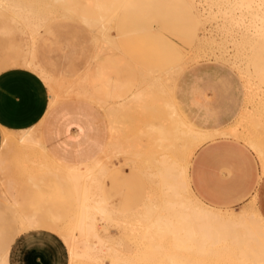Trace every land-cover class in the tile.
I'll return each mask as SVG.
<instances>
[{
  "label": "bare ground",
  "instance_id": "1",
  "mask_svg": "<svg viewBox=\"0 0 264 264\" xmlns=\"http://www.w3.org/2000/svg\"><path fill=\"white\" fill-rule=\"evenodd\" d=\"M193 11L201 34L191 44L190 27L183 33L187 38L179 36L180 44L165 36L150 39L149 33L164 30L157 22L146 23L141 36L123 28L139 17L156 21L161 15L174 29L177 19L188 21ZM0 12L10 31L24 39L14 44L9 62L40 74L52 94L51 108L84 99L98 104L110 122L108 150L81 165L56 159L43 143L41 125L18 134L4 130L0 199L19 207L24 187L43 184L53 188L47 202L67 197L73 204L65 236L72 264H264V217L256 197L240 210L218 209L201 201L189 183L194 153L220 135L249 145L264 173V0H0ZM70 21L94 32L98 49L84 69L72 66L56 73L45 60L53 45L41 39L55 25ZM112 50L128 54L139 73L138 89L119 104L97 98L88 83L92 63ZM176 52L180 55L174 60ZM202 59L232 67L245 86L242 113L218 132L188 124L174 104L179 76ZM119 117L125 122L119 123ZM115 160L145 182L135 209L118 208L105 195L102 176ZM33 204L41 207L32 199ZM37 217L35 209L20 220L35 226ZM0 264H8L6 255Z\"/></svg>",
  "mask_w": 264,
  "mask_h": 264
},
{
  "label": "crops",
  "instance_id": "2",
  "mask_svg": "<svg viewBox=\"0 0 264 264\" xmlns=\"http://www.w3.org/2000/svg\"><path fill=\"white\" fill-rule=\"evenodd\" d=\"M180 25V33L189 28L188 24ZM145 26V18L139 17L130 26L124 24L123 28L126 27L127 31H135V35L141 36V30ZM7 32H11L10 28ZM56 34L57 25L41 39L43 43L53 45L47 48V53L57 50L67 54L66 57L69 60L67 70L72 66L78 67L79 70L84 69L87 60L98 49L97 45L92 41L95 45L94 49H87L86 46L78 45L71 39H65L62 42ZM69 42L73 43V46ZM14 44L12 43L8 48L13 55ZM177 53L173 56L174 60L179 58L180 54ZM79 60L84 61L83 68L79 66ZM197 65L199 64H194L191 67L192 70L189 68L185 72V69L179 76L174 90L175 108L183 120L199 130L207 132L224 130L232 125L243 111L246 102L244 83L241 79L242 102L230 121L221 118L222 113L218 114L211 108L204 96L191 98V103L200 104L198 110L188 109L187 103L179 97V93L186 90L185 78L189 76L194 77L195 80L203 78L197 71L199 69ZM88 83L91 92L97 98L109 104H119L129 99L138 89L139 73L128 54L112 50L92 63L88 72ZM209 89H212L216 96L218 95L216 86L211 85ZM51 99L50 88L38 72L24 66L10 67L0 71V154L3 150L4 130L21 132L38 125H41L44 145L61 162L72 165L87 164L98 158L106 148L108 150L110 138L108 129L95 127V122L104 118L107 120L105 112H103L104 117L103 114L99 115L98 104L84 99H72L75 102L74 106H68V113H64L60 111L61 107L71 100L60 102L51 108ZM63 115L64 119L72 121L61 120ZM88 121L90 123H87ZM117 121L124 123L125 118L119 117ZM46 122H48L47 125H45ZM71 130H73L72 136H70ZM61 135L67 137L54 141ZM240 141L231 136L220 135L203 143L191 159L189 183L201 201L218 209H228L224 207L247 203L256 197L258 208L264 217V173L261 163L252 148L244 141ZM68 147H70L69 154ZM75 150L77 151L74 152ZM109 163L110 161L107 160V164ZM101 176L102 173L99 172L96 178L99 179ZM230 176H235L237 181H231ZM139 177L142 178L141 175ZM105 195L112 205L123 209L128 208L112 203L108 193ZM4 255L7 257L8 264H70L68 246L64 238L55 230L44 227L22 231L12 242L10 252L7 250Z\"/></svg>",
  "mask_w": 264,
  "mask_h": 264
},
{
  "label": "rangeland",
  "instance_id": "3",
  "mask_svg": "<svg viewBox=\"0 0 264 264\" xmlns=\"http://www.w3.org/2000/svg\"><path fill=\"white\" fill-rule=\"evenodd\" d=\"M160 10L163 11L161 7ZM2 15L3 14L0 12V71L10 67L21 66L11 65L8 57L13 54L9 52L8 48L12 43H19L21 45L24 44V39H22V36L20 34H18L17 32H7V29L11 27V24L6 16ZM193 17L194 11L192 12V16L191 18L189 17L190 19L188 21L183 20L178 21L180 22L178 23L177 19L176 23L173 24L175 28L171 29V25L169 24V22L164 20L161 15L155 16L156 21H154L153 19H149L146 21V23H148V25L151 27L157 22L163 26L164 30L161 33H149L148 37L151 39V37L153 36L157 41H160L164 38L163 36H165L169 40L179 42L180 44L181 41L179 39V36L187 38L183 34L186 31L180 33V24L185 23L189 25L192 33V35L189 36V40H187L189 44H191L197 38H199L201 34V25L196 22ZM46 33L47 32H44V34ZM56 35L57 38L62 42H64L65 39H71L72 41L78 43V45L86 46L87 49H94L96 45L92 43V40L94 39V32H91V30L86 26L80 23H75L73 21L59 23V25H57ZM191 52L192 51H190V53L188 54L191 55ZM66 55L67 54L61 51L53 50L52 52L45 55V60L47 61V65L53 71H55L56 73H60L65 71L69 65V60L67 59ZM78 64L83 68L85 63L83 60H79ZM194 64H199L197 65L199 67L197 71L200 75L203 76V78L198 80H195V78L192 76L185 78L186 90L185 92H180L179 97H181L185 101V103H187L186 106L188 109L198 110L200 104L197 105V102L191 103V98L204 96L205 98H207V101H209V105L211 108L215 109L218 114L222 113L221 118L223 117L227 121L232 120L236 109L241 105L243 97L242 81L239 74L232 67L211 59H202L196 63H191L186 67L185 72L189 68L191 69ZM211 85L217 87V96L214 94V91L212 89H209ZM208 95H210V97H208ZM74 104V100L68 101L64 103V106L61 107L62 109L60 111L68 113L67 107L74 106ZM97 110L99 115L102 116L104 110L99 106H97ZM60 111L59 113H61ZM64 118L65 116L63 115L61 117V120L72 121ZM106 118L107 120L104 118L103 120L95 122V127L103 130L108 129L109 135L110 122L107 116ZM87 123L90 122L88 121ZM47 124L48 122L45 123V125ZM13 133L18 134L19 132ZM72 135L73 130H71L70 132V136ZM65 137L67 136L61 135L54 141L63 140ZM49 145H51V143ZM69 148L70 147H68L67 150L68 154L70 153ZM76 151L77 150H75L74 152ZM118 163H120V165ZM110 165L111 166L109 170H107L102 176V187L104 188V192L108 193V195L112 198V203L128 207L130 208V210L135 209V204H138L145 194V184L143 182V179L139 177L140 175L138 172L131 171L130 169H125L119 160H115V164ZM230 179L233 182L237 181V178H235V176H230ZM39 188L34 187L30 189L27 186L24 187L21 194L19 195L21 205L16 208H13L10 203L0 199V257L4 255L5 251L8 250L10 252L11 244L16 236L20 235L22 231L28 230L30 228L44 227L53 229L65 240V236L67 233L66 225L73 215V204L70 203L67 197H63L62 199L53 197L50 202H47V198L53 193L52 186L49 184H43ZM32 199L39 201L41 203V207L34 204L29 206V202L32 201ZM250 202L251 200L247 203L244 202L242 204H237L234 206H225L224 208L240 210L242 206L249 205ZM35 209L38 210V217L36 218L35 226H27L26 224L21 222L20 219H22V216L24 214H30ZM126 246L127 250H131L132 245L130 243H127ZM88 263L92 264L93 262H77L73 264ZM70 264H72L71 260Z\"/></svg>",
  "mask_w": 264,
  "mask_h": 264
}]
</instances>
